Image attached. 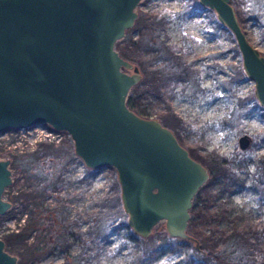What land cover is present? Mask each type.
Returning <instances> with one entry per match:
<instances>
[{"label": "water", "instance_id": "1", "mask_svg": "<svg viewBox=\"0 0 264 264\" xmlns=\"http://www.w3.org/2000/svg\"><path fill=\"white\" fill-rule=\"evenodd\" d=\"M139 1L0 0V131L42 123L65 131L85 166L114 168L134 233L144 238L163 220L168 235L192 239L189 209L207 171L170 129L125 103L140 75L114 43L133 25ZM197 2L232 34L264 106V55L247 40L229 0ZM10 174L9 159L0 158V214L10 206L2 198ZM4 247L0 238V264H16Z\"/></svg>", "mask_w": 264, "mask_h": 264}, {"label": "rangeland", "instance_id": "2", "mask_svg": "<svg viewBox=\"0 0 264 264\" xmlns=\"http://www.w3.org/2000/svg\"><path fill=\"white\" fill-rule=\"evenodd\" d=\"M182 2L183 0H140L135 6L136 17L149 12H178ZM132 26L125 30L123 37L119 40L136 37L137 31ZM243 31L249 43L264 55V37L259 35L258 21L248 19ZM158 38L165 39L167 45L172 44L183 48L186 60L192 62V67L198 72L200 90L190 95L187 90H182L178 82L169 92L170 105L174 113L180 116L187 125L183 136L184 142L181 145L186 147L187 144L199 141L205 145L206 149L214 148L227 157L234 154L233 181L227 183V188L221 190L219 177L210 183H207L206 178L196 190L191 200V207H194L196 196L204 186L208 195V209L219 214L223 211L225 214L222 218L220 216L217 223L218 228L228 229L231 225L242 227L245 223L263 224L264 195L258 196L252 191L250 184L256 158L264 157V135L252 141L254 134L264 133V106L257 102L253 94V81L244 73L242 78L229 87H225L222 83V79L233 71L229 64L238 65L243 72L239 53L236 55L231 52L227 47L228 41L223 31L220 28L213 30L202 9H195L187 15L172 14ZM176 53L179 52L176 51ZM211 55H214V58L210 57ZM214 63H218L223 69L214 71ZM125 71L131 72V69ZM138 72L141 77L139 68ZM134 85L129 88L127 95L132 94L131 89ZM250 93L256 105L243 109L237 101V96L242 97ZM145 96L147 102L151 104L156 102L154 95L147 93ZM246 105L251 104L247 101ZM231 107L242 111L240 119V126L244 133H241L242 135H237L228 124L221 125L220 119L226 116ZM44 126L45 124H41L25 130L10 127L2 129L0 131V158H7L10 162L12 154L29 152L39 142L56 144L61 139H66L71 144L68 134L63 130H58L60 136L53 140L41 139L33 142L35 139V137L32 138L33 135H30L31 139L27 140L29 129L38 127L41 129ZM241 136L247 139L246 145L242 148L239 147L237 141ZM9 168L11 182L4 188L2 198L10 201V206L0 214V238L24 225L25 217L32 209L30 200L22 195L12 199L11 195L17 191H29L31 184L23 183V172ZM30 170L32 173L40 172L36 167ZM111 177L116 179L113 167L105 165L90 168L74 155L73 160L62 170L61 181L56 188L47 189L42 203L45 207L63 209L60 222L66 226L65 233L69 244L66 249L56 245L45 255L28 260L27 264H65L66 254L82 256L80 264H127L129 247L135 249L134 241L128 236V232L137 234L127 225L126 215L123 222L115 219L112 227L106 229L104 237L97 236L88 229L89 215L96 208L97 196L103 195L108 190ZM116 191L119 194L118 184ZM200 194L203 195L202 192ZM40 214V216H45L46 212L40 211ZM49 214L52 218L56 216L54 212ZM55 223L58 224L56 219ZM210 228L211 226L207 225L204 227V232ZM162 231L176 240L183 239L168 235L163 220L151 226L149 235ZM185 231L188 234L187 226ZM34 233H37V230L30 232L27 241L31 240V235ZM189 236L192 239L188 240H195L193 236ZM261 246H264V238ZM162 247L145 264H181L179 259L184 250L182 246L173 247L166 244ZM4 248L16 256V264H23L17 253L20 248L19 242L8 244Z\"/></svg>", "mask_w": 264, "mask_h": 264}, {"label": "trees", "instance_id": "3", "mask_svg": "<svg viewBox=\"0 0 264 264\" xmlns=\"http://www.w3.org/2000/svg\"><path fill=\"white\" fill-rule=\"evenodd\" d=\"M229 2L242 31L245 22L248 19H254L258 21L259 35L264 37V0H229ZM195 9L204 11L206 20L213 30L220 28L223 31L228 41L227 47L237 55L238 50L230 31L216 20L211 9L199 5L197 0H183L178 12H149L137 16L132 26L137 31L136 37L118 40L114 43L119 55L133 62L141 72V77L131 89L132 94L126 96V105L142 117L153 115L152 117L171 130L180 144L184 142L183 136L187 125L180 116L174 113L170 105L171 95L169 92L178 82L182 90H187L190 95L194 91L200 90L197 79L198 72L192 67V62L186 60L183 48L172 44L167 45L165 39H159L158 36L163 32L172 14L187 15ZM186 44L188 45L187 42ZM210 57L214 58V55ZM229 65L233 71L222 79L225 87L231 86L243 77V72L238 65ZM220 68L223 69L221 65L214 63V71ZM147 93L154 95L155 103L151 104L146 101ZM237 101L243 109L256 105L252 93L242 97L237 96ZM247 101L251 105L247 106ZM241 112L234 107L229 108L226 116L220 119L221 125H230L237 135L243 133L240 126ZM262 134L264 135L259 132L254 134L252 141L262 137ZM185 148L193 159L205 167L208 174L207 183L219 177L222 190L227 188V183L233 181L234 154L227 157L214 148L206 149L205 145L199 141L187 144ZM73 157L71 144L66 139H61L56 144L39 142L29 152L11 155L9 167L23 172V183L31 184L29 191H17L11 197L16 199L22 195L25 199L30 200L32 209L25 217L24 225L16 231L6 233L1 239L5 247L14 242L20 243L17 253L23 264H27L28 260L45 255L56 245L66 249L69 244L65 233L66 226L60 222L63 209L61 207H45L42 203L47 189L56 188L61 181L62 170L73 160ZM33 167H36L40 172L32 173L30 169ZM250 187L258 196L264 195V157L256 158ZM116 188V179L111 177L108 190L103 195L97 196L96 208L89 215L88 229L97 236L104 237L106 229L112 227L115 219L120 222L124 221L125 214L120 206ZM200 192L196 196L194 207L189 209L191 215L187 222V232L195 240H176L167 236L163 231L144 238L128 232V236L134 241L135 249L129 247L127 252L129 258L126 263L145 264L149 262L156 251L161 250L162 246L167 244L184 248L179 259L181 264L190 262L198 264H264V246H261L264 238V223L252 225L245 223L242 227L231 225L228 229L218 228L217 223L220 216L222 218L225 214L223 211L220 214L210 211L208 195L204 186ZM40 211L46 212V215L40 216ZM51 212H54L56 216L52 218L49 214ZM55 219L58 224L55 223ZM207 225L211 228L204 232V227ZM34 229L37 230V233L32 234L31 240L27 241L30 232ZM65 259V264H80L82 256L66 254Z\"/></svg>", "mask_w": 264, "mask_h": 264}, {"label": "built area", "instance_id": "4", "mask_svg": "<svg viewBox=\"0 0 264 264\" xmlns=\"http://www.w3.org/2000/svg\"><path fill=\"white\" fill-rule=\"evenodd\" d=\"M59 132L60 131L53 129L48 125H45L41 129L40 127L29 129L28 134H27V140L31 139V137L29 138L30 135H33L32 138L35 137L33 142H35L36 140H41V139L53 140V138H57V136H60Z\"/></svg>", "mask_w": 264, "mask_h": 264}, {"label": "bare ground", "instance_id": "5", "mask_svg": "<svg viewBox=\"0 0 264 264\" xmlns=\"http://www.w3.org/2000/svg\"><path fill=\"white\" fill-rule=\"evenodd\" d=\"M42 124H44V123H42ZM40 125H41V124H40ZM35 126H38V125H35ZM31 127H34V126H26V127L20 128V129L25 130V129H27V128H31Z\"/></svg>", "mask_w": 264, "mask_h": 264}]
</instances>
